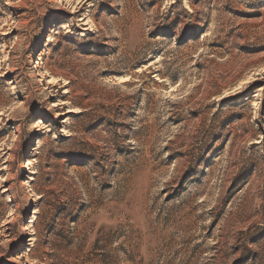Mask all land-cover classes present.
Here are the masks:
<instances>
[{
  "label": "rangeland",
  "instance_id": "obj_1",
  "mask_svg": "<svg viewBox=\"0 0 264 264\" xmlns=\"http://www.w3.org/2000/svg\"><path fill=\"white\" fill-rule=\"evenodd\" d=\"M0 264H264V0H0Z\"/></svg>",
  "mask_w": 264,
  "mask_h": 264
},
{
  "label": "trees",
  "instance_id": "obj_2",
  "mask_svg": "<svg viewBox=\"0 0 264 264\" xmlns=\"http://www.w3.org/2000/svg\"><path fill=\"white\" fill-rule=\"evenodd\" d=\"M110 186H111V184H110V183L106 184V188H108V187H110Z\"/></svg>",
  "mask_w": 264,
  "mask_h": 264
},
{
  "label": "bare ground",
  "instance_id": "obj_3",
  "mask_svg": "<svg viewBox=\"0 0 264 264\" xmlns=\"http://www.w3.org/2000/svg\"><path fill=\"white\" fill-rule=\"evenodd\" d=\"M29 164H31V161L29 160ZM24 183H26V182H24Z\"/></svg>",
  "mask_w": 264,
  "mask_h": 264
}]
</instances>
